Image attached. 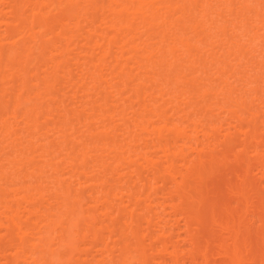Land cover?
<instances>
[{"label": "bare ground", "instance_id": "1", "mask_svg": "<svg viewBox=\"0 0 264 264\" xmlns=\"http://www.w3.org/2000/svg\"><path fill=\"white\" fill-rule=\"evenodd\" d=\"M0 264H264V0H0Z\"/></svg>", "mask_w": 264, "mask_h": 264}, {"label": "rangeland", "instance_id": "2", "mask_svg": "<svg viewBox=\"0 0 264 264\" xmlns=\"http://www.w3.org/2000/svg\"><path fill=\"white\" fill-rule=\"evenodd\" d=\"M88 247H89V245H88Z\"/></svg>", "mask_w": 264, "mask_h": 264}]
</instances>
